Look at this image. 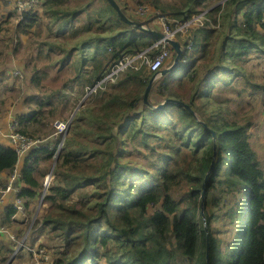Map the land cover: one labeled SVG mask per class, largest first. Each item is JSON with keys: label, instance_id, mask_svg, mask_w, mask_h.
<instances>
[{"label": "trees", "instance_id": "obj_1", "mask_svg": "<svg viewBox=\"0 0 264 264\" xmlns=\"http://www.w3.org/2000/svg\"><path fill=\"white\" fill-rule=\"evenodd\" d=\"M117 1L130 18L139 20L127 12L125 3L130 0ZM67 2L47 0V28L51 32V22L57 21L64 31L86 9L88 20L71 33L88 35L73 42L44 40L36 50L37 59L64 51L56 58L61 64L71 55L74 76L52 90L60 97L71 92L85 95L123 57L155 41L122 20L109 0L92 10L87 8L91 1L85 6ZM149 2L169 10V24H174L199 13L205 0ZM208 13L216 27L207 21L205 26L190 27L185 37L178 35L183 45L179 63L160 80L156 96L161 99L149 97L152 105L166 98L183 100L194 112L173 102L161 109L145 103L144 92L155 73L146 66L128 67L114 81H102L90 93L91 102L75 111L65 137L60 134L55 178L45 195L53 207L43 216H33L31 223L25 199L38 197L43 187L35 174L38 154L45 152L49 158L55 150L32 148L23 158L11 146L0 144V264H19L20 251L34 252L28 238L41 235L36 233L42 226L63 241L53 264H264V169L248 132L251 122L229 119L228 105L213 92L219 83L228 85L238 76L248 79L251 54H264V0H225ZM38 23L37 14L25 13L17 32L29 34ZM158 51L151 48L149 57L154 59ZM175 55L174 51L172 61ZM40 72L33 74L36 84L42 79ZM246 81L245 88L255 86L250 78ZM182 89H187L188 98L179 93ZM50 99L44 93L38 101L40 112L23 118L40 121L45 107H56ZM50 112L53 116V109ZM151 140L158 144L151 145ZM127 144L148 148L143 154L148 163L133 161ZM184 180L191 188L179 198L176 190ZM223 191H232L236 199L226 213L229 223L236 224L229 238L218 229L226 212L217 209L224 204L219 197ZM14 219L28 228L24 249L18 252L8 227ZM32 255L26 264H41L39 255Z\"/></svg>", "mask_w": 264, "mask_h": 264}, {"label": "rangeland", "instance_id": "obj_2", "mask_svg": "<svg viewBox=\"0 0 264 264\" xmlns=\"http://www.w3.org/2000/svg\"><path fill=\"white\" fill-rule=\"evenodd\" d=\"M87 1L92 2L87 7L89 10L101 6L102 2H104V0H68L67 3L77 6L84 5ZM147 2L150 4L149 0ZM215 2L216 0L205 1V3L211 4L212 7ZM1 4L0 115L3 118H7L10 115L16 116L21 120V129H24L26 133L33 137L42 138L44 144L49 146V149H54L56 146H59L61 132H66L71 124H69V121L71 122L72 119V111L80 109L90 103L91 97L88 92L85 95L71 92L69 93V96L66 97H60L58 96V92H53V89L59 88L68 78L74 76L73 68L70 65L72 57L70 55V60L67 62L63 61L61 64L60 62L56 63V58L64 56V51H51L49 56H42L37 59L36 50L41 48V42L44 40H53L56 42L57 40L64 41L67 39L70 42H73L74 38L86 37L88 35L87 32L73 36L71 31L73 28L88 20V13L85 9L75 18L74 21H71L69 23L70 25L64 30L66 32L65 36L63 35L64 31L58 29L59 22L57 21L51 22L53 30L51 32L49 31L46 25L49 22L50 16L43 11L39 14V23L32 29V32L29 34H19L16 29L18 17L11 8L5 6L6 8L2 9L3 4ZM125 4L128 10L127 12L138 18L139 21L143 22L146 26L156 27L161 24L157 19H153L156 15L155 11H153V14L141 13L136 15L135 12L139 9L137 4L135 2L132 4L129 1H126ZM130 4H132L131 7L129 6ZM200 8V13H202L203 10L206 11L204 6H200ZM151 9L153 8L151 7ZM188 9V7H185L184 11L187 12ZM165 12L169 13L171 16L169 10ZM192 24H196V22H193ZM190 26L191 24L186 25L183 31L185 32ZM186 35L187 34H182L181 36L185 37ZM140 63L141 61L137 60V64ZM168 63L169 62H167L166 65H169ZM246 68L249 73L248 79L250 78L253 80L251 83L255 84V86L245 88L244 86H247L248 82L246 80L248 79L245 80L243 76H238L235 78L236 80L233 79L228 85L219 83V85L213 89V92L217 95V100L222 101V99H224L226 105H228L229 110L226 111L225 114L229 119L236 120L239 123L251 122L248 132L251 134L252 145L258 152L259 165L264 169V54L258 52L252 53L246 63ZM37 69L41 71L40 73L42 75L39 84H36L33 80V74ZM163 77L162 74H157V76H155V82L150 94V97L154 101L161 99L159 96H156V94L158 84ZM44 93L51 95L50 100L55 103L56 107H45L43 111L45 117L40 121H36L35 118L28 120L24 119L23 116H32L34 112H40L38 101L44 97ZM179 93L185 96V98H188L189 96L187 89H182ZM218 96H220V98ZM52 109L54 112L53 116L50 112ZM133 113L134 111H132V114ZM57 120L66 122L67 125L63 131L56 126ZM0 142L3 141L0 140ZM157 144L158 142L156 140H151V145L155 146ZM126 147L127 150L132 152L131 156L133 157V161H140L145 164L148 163V160L143 157L144 152L148 151V148H144V145H141L140 147L138 146L140 150L138 147H135L134 144H127ZM57 151L55 150V153L49 158L46 157L45 152L38 154L39 163L36 166L35 174L42 182L43 187L41 188V193L38 197L28 199L27 201L26 216H28L27 220L30 221L29 223H31L37 210V215L43 216V214L53 207L50 199L46 196L44 197L42 191L44 189L45 179L48 177V174H50L52 166L56 163V160H59ZM49 177L51 178V183H53L55 178L54 174ZM184 181L185 185L176 190L179 198H184V195H186L187 191L191 188V185L186 180ZM0 183H2V181ZM48 191L49 190H47L46 195L50 193V191ZM202 194L205 195L204 186L201 195ZM204 195L202 197L203 201ZM219 197L223 200L224 204L223 206H218L217 209L220 212H226L223 213V223L219 224L218 229L220 230L221 235L229 238V234L231 233L232 228L235 229L236 224L234 223L231 225L229 223L231 219L226 213L230 211L232 206H235L236 199L234 198L232 191H223ZM208 200L210 203L212 202L211 197H209ZM211 209L214 210L215 207L212 205ZM8 227L10 230L9 233L14 239V243L17 245V252L19 251L18 248L22 246L24 249L26 243L24 237L27 226L25 225L21 228L14 219V222L8 225ZM225 230L228 232L227 235ZM40 233L41 235L39 236L28 238L30 244H35L36 242L34 246H31L30 244L28 245V243L27 245L29 248H34V252L39 255V261L41 264H53L52 261L60 255L57 251L59 248L62 250L63 241L60 237L53 236V234L48 232L44 226H42L41 230L37 231L36 234ZM25 250L19 252V255H22L23 259L21 264H26L33 258L32 253L34 252H27ZM185 264L189 263L186 262Z\"/></svg>", "mask_w": 264, "mask_h": 264}, {"label": "clouds", "instance_id": "obj_3", "mask_svg": "<svg viewBox=\"0 0 264 264\" xmlns=\"http://www.w3.org/2000/svg\"><path fill=\"white\" fill-rule=\"evenodd\" d=\"M117 1V0H116ZM218 0H216V2L214 3V5H216V4H219V3H224V1L225 0H220V1H218ZM1 2H2V4H3V6H2V9H4V8H6L5 6H7V7H9V8H11V10L15 13V15H16V12H15V10L12 8V7H10L9 6V4L7 3V2H5V1H3V0H0V4H1ZM46 2H47V0H45V3H44V6H43V8H42V10L40 11V12H35V14H37L39 17H40V13L43 11L44 12V7H45V5H46ZM118 2V1H117ZM205 3V2H204ZM203 3V4H204ZM1 4V5H2ZM202 4V5H203ZM120 5V4H119ZM143 5V4H142ZM148 6L150 5V4H147ZM121 6V5H120ZM137 6L139 7V6H141V4H138L137 3ZM206 6V5H205ZM212 7V6H211ZM211 7H209V8H206V11L205 10H203V12L202 13H204V18H203V24H199V26H205V24H206V22L208 21V22H210L211 23V25L210 26H212V27H216V25H215V23L213 22V20H212V18L210 17V15H209V10H210V8ZM122 8V7H121ZM205 8V7H204ZM123 10V9H122ZM151 10V8H150V6H149V10L148 11H150ZM148 11H147V13H148ZM155 11V17H153V19L155 20V19H157V21H158V18H157V15H158V13H161V14H165L168 18H169V21L167 22V24H160V25H162V26H160V25H158L157 27H160L159 29H160V31H162V32H164V28H165V26H170L171 28H175V27H177V24H179L178 22H181V23H183L184 21L183 20H180V21H175L174 22V24H169V22L172 20V17L170 16V14L169 13H167V12H165V11H162L161 9H155L154 10ZM200 12H201V8H200ZM197 13V14H202V13ZM125 13V12H124ZM126 14V13H125ZM135 14L136 15H138V13L137 12H135ZM197 14H194V15H197ZM127 15V14H126ZM193 15V16H194ZM128 16V15H127ZM23 18H24V16H23ZM22 18V19H23ZM22 19H19L18 21H17V23H16V25L18 24V22L19 21H21ZM134 20H136V19H134ZM137 21H139V20H137ZM139 22H141V21H139ZM143 23V22H142ZM144 24V23H143ZM196 25V24H195ZM198 25V24H197ZM148 27V26H147ZM152 27H154V26H152ZM157 27H154V28H157ZM138 30V29H137ZM189 30V29H188ZM138 31H140V30H138ZM140 32H142V33H144L143 31H140ZM165 33V32H164ZM187 32H185V33H183V32H179V33H177L176 34V36L175 37H169V38H172V39H176V40H178V35L179 34H186ZM144 34H146V33H144ZM166 34V33H165ZM167 36V35H166ZM149 37V39H151V40H155L148 48H146L145 50H143V51H140V52H138V53H136V54H134V55H131V54H128V55H126L121 61H119V63L116 65V66H118L122 61H125V60H127L128 58H133V57H135V56H137L138 54H140V53H142V52H145L146 54H147V56H148V58L149 59H151L150 57H149V55H148V50H150L151 48H153V47H156V48H159V51H158V53L156 54V55H158L160 52H161V48H163L162 47V40L161 39H159V38H157V37H154V36H148ZM163 39V38H162ZM165 40V39H164ZM166 41V40H165ZM179 41V40H178ZM191 46H192V44L191 43H189L188 45H187V47L188 48H191ZM169 47H170V57L166 60V62L165 63H163V65L159 68V70H151L150 68H149V66L147 65V63H142V59H137L138 61H141V63L140 64H138V67H134V66H128V67H134V68H136V69H139V68H142V67H144V66H146L147 68V70L148 71H155V73H157L158 75L159 74H161L160 73V71L162 70V69H164V68H166V67H169V66H171V64L173 63V61H172V59H173V53H174V48H171V47H173L170 43H169ZM182 47H183V45H182ZM155 55V56H156ZM128 56V57H127ZM176 56V55H175ZM175 58V57H174ZM167 62H169L168 64L169 65H166V63ZM171 62V63H170ZM116 66H114L110 71H109V73L104 77V79H102V80H100L99 82H97L94 86L95 87H93V88H91L90 90H94L97 86H99L101 83H102V81H106V82H108L106 79H107V76L111 73V71L116 67ZM127 67V68H128ZM126 68V69H127ZM171 70V69H170ZM154 73V74H155ZM157 74H156V76H157ZM164 76V75H163ZM115 80V79H114ZM114 80H110V81H114ZM153 85H154V81H153ZM153 88V87H152ZM90 90L88 91V93H91L90 92ZM151 91H152V89H151ZM151 91H150V94H151ZM87 94V93H86ZM150 97V96H149ZM165 100V99H164ZM78 109H75L73 112H72V116L74 115V113H75V111H77ZM71 122L69 121V124H70ZM66 122H62V121H59V120H57V122H56V126L60 129V130H64L65 128H66ZM23 129H21V126H20V121H19V119L16 117V116H13V115H10V116H8L7 118H3L1 115H0V138H3L2 139V141L3 142H0V144H2V143H4V144H2V145H7V146H11L12 148H14L15 150H16V152L19 154V156H22L23 158H24V155H25V153L27 152V151H29L30 149H35V148H39V147H43V146H48V145H45L44 144V140L41 138H39V137H33V136H31L30 134H28V133H26V132H23L22 131ZM66 131V130H65ZM62 133V132H61ZM64 134H63V138L65 137V134H66V132H63ZM24 135V136H26V137H29V139L31 140V145H30V148L27 150V151H25V152H23V153H19L18 152V150H17V143H18V140H17V136L16 135ZM63 140V139H62ZM61 143V142H60ZM60 143H59V145H60ZM49 147V146H48ZM52 151L53 150H58L57 151V154H58V157H59V152H60V148H59V146L57 147H55L54 149H51ZM19 159H20V157H19ZM18 166V165H17ZM54 166H55V164H54ZM54 169V168H53ZM51 172V171H50ZM15 174H18V168L17 169H15V171H14V175ZM52 174H53V172H52ZM52 174H48V177L45 179V185H44V189H43V191H42V194H44L43 196L45 197V195H46V192H47V190H49V187H50V183H51V178L49 177L50 175H52ZM27 201H28V199H25V202L27 203ZM37 213H38V210L36 211V213H35V215L34 216H37Z\"/></svg>", "mask_w": 264, "mask_h": 264}, {"label": "built area", "instance_id": "obj_4", "mask_svg": "<svg viewBox=\"0 0 264 264\" xmlns=\"http://www.w3.org/2000/svg\"><path fill=\"white\" fill-rule=\"evenodd\" d=\"M9 4L10 7H12L15 12L16 16L19 19H22L25 13H35L40 12L44 6L45 0H3ZM137 13H147L149 10V6L147 4H143L138 7ZM158 21L161 24H167L169 21V18L165 14L158 13L157 15ZM203 18L204 13L197 14L192 16L187 21L181 23L178 22L177 27L171 28L170 26H165L164 32L169 37H175L177 33H185L188 31V29L184 32V27L188 24H191L190 27L194 26L195 24H192L193 22H196V24H203ZM162 40V50L161 52L154 57V59H149L147 54L145 52H142L138 54L137 56L133 58H128L125 61H122L118 66H116L111 73L107 76V81L114 80L116 76L122 72V70H125L128 66H134L138 67L137 59H142V63H147L149 68L151 70H159V68L163 65V63L166 62V60L170 57V47L169 43L163 39ZM141 63V64H142ZM17 136V150L19 153H23L27 151L30 148L31 140L29 138H26L24 135H16ZM17 174H15L13 177H15ZM22 208V206H20ZM12 237V236H11Z\"/></svg>", "mask_w": 264, "mask_h": 264}, {"label": "water", "instance_id": "obj_5", "mask_svg": "<svg viewBox=\"0 0 264 264\" xmlns=\"http://www.w3.org/2000/svg\"><path fill=\"white\" fill-rule=\"evenodd\" d=\"M109 2L112 4V6L114 7V9L117 11L119 17L124 20L126 23H129L131 25H134L136 27V29L140 30V31H143L144 33H146L148 36H154V37H157L159 39H162L164 38L168 43H170L173 48H174V51L176 52V56L174 58V61L173 63L171 64V66L169 67H166L164 69H162L160 71V73L162 75L166 74L170 69L174 68L175 66L178 65L179 63V60H180V57L182 55V52H183V47H182V44L176 40V39H172V38H169L168 36H166V34L162 31H160V27H157V28H154V27H147L145 24H143L142 22H139L137 20H134L132 18H130L129 16H127L124 11L122 10L121 6L119 5V3L116 1V0H109ZM124 58V57H123ZM122 58V59H123ZM157 73L153 74V76L151 77V79L149 80L147 86H146V89H145V92H144V101L145 103L149 104V105H152L150 100H149V96H150V91L153 87V81L155 80V76H156ZM96 86V85H95ZM93 86V87H95ZM92 87V88H93ZM93 91L90 90V92ZM169 102H173V103H178V104H181L183 106H185L187 109H189L190 111L194 112V110L191 108V106L187 103H185L183 100H179V99H174V98H166L165 100L161 101L160 103L156 104V105H152L154 108L156 109H161L163 108L167 103ZM204 125H206V123H204ZM215 133V132H214ZM214 166V163L212 164L209 172L207 173L206 175V179L208 178L212 168ZM53 168H54V165L52 166V169H51V172L50 174H52L53 172ZM203 186L205 187V185L203 184ZM204 194H202V197H203ZM203 202V200H202ZM203 206V205H202ZM202 212L204 213V209L202 207ZM208 251H209V239L207 237V258H208Z\"/></svg>", "mask_w": 264, "mask_h": 264}, {"label": "crops", "instance_id": "obj_6", "mask_svg": "<svg viewBox=\"0 0 264 264\" xmlns=\"http://www.w3.org/2000/svg\"><path fill=\"white\" fill-rule=\"evenodd\" d=\"M206 1V0H205ZM129 2H131L132 4H134V1L133 0H130ZM209 2V1H208ZM132 4H130L129 6L131 7L132 6ZM137 4V3H136ZM204 5H207V7H205V8H209V7H211V4H208V3H205ZM204 5H201V7H203ZM150 6V8L152 7L153 9H151L152 11H148V13L149 14H153V11L156 9L155 7H153L151 4L149 5ZM158 26V25H157ZM156 26V27H157ZM3 138H0V140H2ZM2 144H4V143H2ZM23 262V259H22V257L20 258V262H19V264L20 263H22ZM28 263V262H27Z\"/></svg>", "mask_w": 264, "mask_h": 264}]
</instances>
